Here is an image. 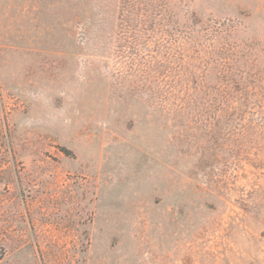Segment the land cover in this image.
Listing matches in <instances>:
<instances>
[{
  "label": "rangeland",
  "instance_id": "obj_1",
  "mask_svg": "<svg viewBox=\"0 0 264 264\" xmlns=\"http://www.w3.org/2000/svg\"><path fill=\"white\" fill-rule=\"evenodd\" d=\"M0 264H264V0H0Z\"/></svg>",
  "mask_w": 264,
  "mask_h": 264
}]
</instances>
